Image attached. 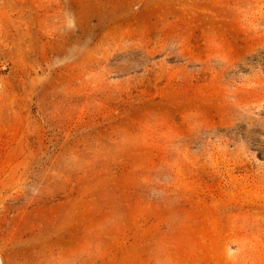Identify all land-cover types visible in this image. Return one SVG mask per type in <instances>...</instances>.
Returning <instances> with one entry per match:
<instances>
[{
	"label": "rangeland",
	"instance_id": "1",
	"mask_svg": "<svg viewBox=\"0 0 264 264\" xmlns=\"http://www.w3.org/2000/svg\"><path fill=\"white\" fill-rule=\"evenodd\" d=\"M0 264H264V0H0Z\"/></svg>",
	"mask_w": 264,
	"mask_h": 264
}]
</instances>
